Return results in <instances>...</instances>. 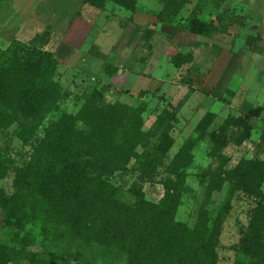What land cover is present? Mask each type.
<instances>
[{"label":"rangeland","instance_id":"1","mask_svg":"<svg viewBox=\"0 0 264 264\" xmlns=\"http://www.w3.org/2000/svg\"><path fill=\"white\" fill-rule=\"evenodd\" d=\"M83 1L0 0L3 59L19 46L51 53L59 88L30 138L18 136L16 123L0 129V159L11 160L0 190L11 196V167L31 161L53 125L99 94L100 109L140 114L135 155L109 178L118 202L158 204L179 191L175 221L212 233L216 264L264 255V222L250 224L264 205V177L236 186L226 213L222 180L244 161L264 165V0H188L174 14L162 0H137L133 12ZM24 232L5 226L0 208L3 264H31L40 253L20 241Z\"/></svg>","mask_w":264,"mask_h":264},{"label":"trees","instance_id":"2","mask_svg":"<svg viewBox=\"0 0 264 264\" xmlns=\"http://www.w3.org/2000/svg\"><path fill=\"white\" fill-rule=\"evenodd\" d=\"M108 1L133 12L137 0L83 2L101 9ZM162 1L166 10L174 9L172 14L188 3ZM3 57L0 53V129L16 123L18 136L30 138L57 102L59 88L52 81L57 62L34 45L19 46ZM99 101L100 95H94L76 116L53 125L36 145L33 159L11 167L14 193L7 197L0 190L5 226L25 230L20 241L41 250L31 253V264H216L212 233L175 221L179 191L167 192L158 204L139 196L133 204L116 200L109 178L135 155L143 136L140 114L120 105L100 109ZM9 162L0 159V178L9 172ZM255 176L264 177L258 161H244L224 172L229 191L223 213L235 187ZM263 222L264 205H259L250 224L256 228ZM4 249L0 245V264L5 262ZM255 258L249 264H264V255Z\"/></svg>","mask_w":264,"mask_h":264}]
</instances>
